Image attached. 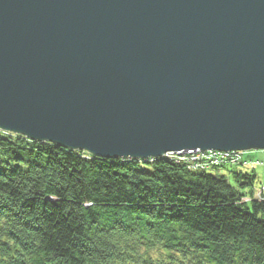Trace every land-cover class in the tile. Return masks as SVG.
<instances>
[{
	"label": "water",
	"instance_id": "95a60500",
	"mask_svg": "<svg viewBox=\"0 0 264 264\" xmlns=\"http://www.w3.org/2000/svg\"><path fill=\"white\" fill-rule=\"evenodd\" d=\"M0 131L114 160L264 152V0H0Z\"/></svg>",
	"mask_w": 264,
	"mask_h": 264
},
{
	"label": "trees",
	"instance_id": "16d2710c",
	"mask_svg": "<svg viewBox=\"0 0 264 264\" xmlns=\"http://www.w3.org/2000/svg\"><path fill=\"white\" fill-rule=\"evenodd\" d=\"M259 168L103 159L0 131V264H264Z\"/></svg>",
	"mask_w": 264,
	"mask_h": 264
},
{
	"label": "built area",
	"instance_id": "2783aa9c",
	"mask_svg": "<svg viewBox=\"0 0 264 264\" xmlns=\"http://www.w3.org/2000/svg\"><path fill=\"white\" fill-rule=\"evenodd\" d=\"M164 157L169 158L175 162H182L186 164L189 168L194 170H208L212 167L219 166H233V167H243V168H254L262 167L264 168V161H252L246 158L243 152H217V151H206L200 152L189 151L187 153L177 152V153H167ZM258 199H264V186L257 190Z\"/></svg>",
	"mask_w": 264,
	"mask_h": 264
},
{
	"label": "rangeland",
	"instance_id": "374dc122",
	"mask_svg": "<svg viewBox=\"0 0 264 264\" xmlns=\"http://www.w3.org/2000/svg\"><path fill=\"white\" fill-rule=\"evenodd\" d=\"M258 156H264V154H258ZM182 163V162H180ZM232 169H225L221 171V175L225 177L226 181L230 186H232L236 191H239L241 194H249L250 188L241 189L239 185L234 181L233 175L230 173ZM244 171V170H240ZM256 180L254 183V189L259 186V183L264 184V169L259 168L255 171ZM257 190L253 192L254 197L257 196Z\"/></svg>",
	"mask_w": 264,
	"mask_h": 264
},
{
	"label": "bare ground",
	"instance_id": "6f19581e",
	"mask_svg": "<svg viewBox=\"0 0 264 264\" xmlns=\"http://www.w3.org/2000/svg\"><path fill=\"white\" fill-rule=\"evenodd\" d=\"M256 152V151H255ZM263 152V151H262Z\"/></svg>",
	"mask_w": 264,
	"mask_h": 264
}]
</instances>
